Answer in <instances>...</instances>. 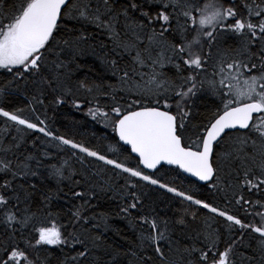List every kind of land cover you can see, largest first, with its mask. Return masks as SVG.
Masks as SVG:
<instances>
[{"label": "snow or ice", "instance_id": "obj_1", "mask_svg": "<svg viewBox=\"0 0 264 264\" xmlns=\"http://www.w3.org/2000/svg\"><path fill=\"white\" fill-rule=\"evenodd\" d=\"M118 3L102 0L101 11L92 0H0V70L11 74L10 85L39 78L54 92L63 90L58 75H45L48 59L54 56L51 63L61 70L66 66L60 59L63 52L73 60L81 54L80 44L87 39L85 25L105 29L119 49L117 55L129 56L130 64L123 68L116 59L111 61L113 74L119 73V99L117 90L109 85L112 91L102 94L112 102L103 108H90L88 113L94 120H102L105 127L110 126L118 137L115 146L108 149L112 157L56 135L39 117L37 123L23 116V109L0 107V117L23 126L16 128L17 132L27 129L42 133L58 141L57 147L78 150L118 170L117 176L124 174L118 188L108 185L100 190L115 191L120 196V213L129 217L138 213L135 219L150 229L140 231L139 246L151 248L160 264H264V211L258 210L264 209V0H242L239 6L235 0H227V6L224 0H128L117 8ZM130 12H138L140 19ZM121 16L128 29L123 38L116 31ZM70 21L80 29L69 28ZM74 31L79 34L64 38ZM225 32L236 38L235 45H218V36ZM169 65L175 68L173 76L163 71ZM80 87L87 85L81 82ZM87 90L93 91L91 87ZM198 100L204 105L203 111ZM54 102L64 100L57 95ZM19 147L17 137L7 147H0L5 153L0 159V173L5 177L0 183V223L6 225L5 239L0 241V264H50L47 255L44 259L39 255L49 250L45 246L61 251L64 246L71 250L79 246L75 256L70 260L66 256L58 264H88L93 249L104 244L85 227L91 219L86 212L97 186L83 191L69 188L73 198L82 203L73 205L68 222L62 223L61 214H54L51 204L63 191L59 187L62 181L81 186L79 180L72 179L77 173L65 175L67 161L48 165L49 178L56 180L57 188L42 195L35 205L37 186L25 188L23 183H15L37 175L28 164L34 157L29 155L14 163L6 155ZM76 158L83 163L84 157ZM133 159L135 164L130 162ZM166 165L217 191L223 190L224 177L230 178L225 187L238 191L227 202L239 206L243 216L178 188L167 179L171 170ZM156 189L179 198L181 207L175 219L157 213L156 200L149 197V191ZM258 194L254 201L251 197ZM193 205L223 218V225L213 228V218L201 217ZM195 224L202 227H193ZM177 226L190 229L183 233L188 243L173 240ZM161 242H166L168 252ZM117 255L113 251L109 264H115ZM152 260L148 256L142 264Z\"/></svg>", "mask_w": 264, "mask_h": 264}, {"label": "trees", "instance_id": "obj_2", "mask_svg": "<svg viewBox=\"0 0 264 264\" xmlns=\"http://www.w3.org/2000/svg\"><path fill=\"white\" fill-rule=\"evenodd\" d=\"M92 2L94 5H99L101 11H103L102 0H92ZM127 2L128 0H119L116 7L120 8L126 5ZM203 2H207V0H203ZM224 2L225 6H227V0H224ZM241 2L242 0H235L237 6ZM239 10L243 12V9ZM129 15L140 19L138 12H130ZM68 27L80 29V25L74 21L68 22ZM116 31L120 33L122 38L128 32L122 16L116 25ZM78 34V32L74 31L66 34L64 38L72 39ZM84 34L87 39L80 44V48L82 49L81 54L77 55L74 60L67 51L60 55V59L64 60L66 65L63 69L58 70L51 63L55 59L54 56H50L48 59V68L45 70V75H58L59 81L64 85L63 90L54 92L47 85L40 83L39 78L36 79V82L30 81L25 83L24 81H19L18 85L15 83L10 85L8 82L12 79L11 74L0 70V107L8 111L23 109V116L37 123L36 118L39 117V119L45 122L43 126H46L48 130L56 135H63L66 138L73 139L77 143H82L90 149L100 151L112 157L113 153L108 151V149L111 146H115L117 140L115 133L110 126L105 127L102 120H94L88 113L90 108L95 109L98 106L103 108L105 104L112 102L109 96L102 94L112 91L109 85L117 90V99H119V89L121 88L118 80L119 73L113 74L114 69L111 61L116 59L119 67L123 68L130 64V58L126 54L117 55L119 49L105 29L85 25ZM217 39L220 46L227 47L236 44V38L230 32L221 34ZM57 51L59 52V49ZM163 71L169 76H173L175 68L169 65ZM81 82H84L87 87H91L93 91L89 92L87 87H80ZM97 85L100 87L97 88ZM41 91H43V95H41ZM57 95H60L64 100L63 103L54 102V98ZM34 97L39 98L43 103H38ZM197 105L199 110L203 111L204 105L201 100L197 101ZM18 127L22 128L23 126H14L12 122L6 121V118L0 117V147H7L12 143V138L17 137L20 147L14 149L13 152L7 153V158L12 159L15 163L17 159L23 161L29 155L34 157V159L28 161V164L37 172V175H29L23 180L17 179L15 183L17 185L23 183L25 188L30 184L37 186L33 196L35 205H39L42 195L55 191L57 188L56 180L49 178L48 175L47 166L51 164L59 165L67 161L65 175L73 171L76 172L77 174L72 179L79 180L81 185L74 186L72 181L67 179L60 183L59 187L63 191L60 192L58 198L53 200L51 209L54 214H61L60 222L62 223L68 222L69 209L73 205L82 203L81 200L73 198L69 188L75 187L76 191H83L92 185L97 186L95 188V195L90 201V207L86 212V215L91 219L85 227L91 231L92 235L100 236L104 244L99 249H93L88 257V264H109L112 261L113 251L119 253L115 264H142V261L148 256L153 257L150 264H160L159 258L155 256L151 248L144 250L139 246L138 236L140 231L144 230L148 232L150 229L147 225H141L135 219L138 213L134 212L131 217L120 213L119 208L123 203L120 196L115 191L100 190L101 187L107 189L108 185H112L114 189L118 188L119 185L123 184L122 176L124 174L117 176L116 171L118 170L114 171L111 169V166L103 165V162L95 161L91 157H85V154L79 153L78 150L67 146L57 147L58 141L53 140L51 137H45L42 133L27 129L17 132L16 128ZM73 152H76V156L84 157L83 163L76 156L72 155ZM3 158H5V153L0 151V159ZM120 158L123 159V157ZM130 162L135 164L134 159ZM165 168L171 170L167 179L173 180L175 186L178 188L190 191L198 198H208L218 207L227 208L229 211L237 212L238 215L243 216V212L238 211L239 206L227 202L233 198V193L238 190L225 187L230 178L224 177V173H221L222 177H224V184L221 185L223 190L217 191L209 189L205 184L195 182L174 167L165 166ZM177 172L178 175L176 174ZM4 178L3 173H0V183H3ZM7 178L10 179L11 177ZM152 187L154 188V186ZM149 197L156 200L158 205L156 211L160 216L166 219H175L177 209L181 207L179 198H175L171 193H165L164 190L159 189L149 191ZM251 198L255 201L259 198V194ZM145 203H149L148 198H145ZM183 204L187 205V202H183ZM192 209L198 210L201 217L207 216L213 218L210 220L213 228H216L218 225L222 226L224 223L223 218L215 217L214 214L208 213L207 210H199L198 206L193 205ZM33 210H35V206ZM258 210L264 211V209ZM256 220L259 221L258 216ZM94 224L99 226L93 228ZM193 227L200 228L202 225L195 224ZM5 229L6 225L0 223V241L5 239ZM185 231H190V229L185 230L177 226L173 240L180 239L182 243H188L183 238ZM256 235L258 234H253V236ZM248 242V238L246 237L245 243ZM251 243L255 247V241L253 240ZM108 245H111V247L108 248ZM161 246L168 252L166 242H161ZM45 247L49 250L47 252L42 250L39 255L41 259H44L47 255L50 264H58L66 256L70 260L80 250L79 246L75 250L64 246L63 251L51 248L50 246ZM245 254L250 255L251 252L245 251ZM173 258L179 259L178 256H174ZM256 259L259 261L260 257L257 256Z\"/></svg>", "mask_w": 264, "mask_h": 264}, {"label": "water", "instance_id": "obj_3", "mask_svg": "<svg viewBox=\"0 0 264 264\" xmlns=\"http://www.w3.org/2000/svg\"><path fill=\"white\" fill-rule=\"evenodd\" d=\"M117 139H118V137H117ZM125 147H127V146H125ZM133 156H134V154H133ZM172 167H175V166H172ZM147 171H151V170H147ZM180 171H181L185 176L190 177L191 179L195 180L196 182H198V183H200V184H205V182L199 181L196 177H193V176H191V175L188 174V173H184L182 170H180Z\"/></svg>", "mask_w": 264, "mask_h": 264}]
</instances>
